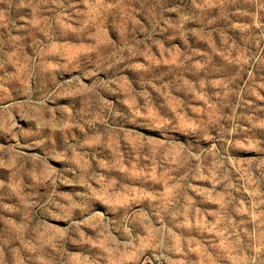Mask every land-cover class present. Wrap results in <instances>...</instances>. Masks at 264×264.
<instances>
[{"label": "rangeland", "instance_id": "374dc122", "mask_svg": "<svg viewBox=\"0 0 264 264\" xmlns=\"http://www.w3.org/2000/svg\"><path fill=\"white\" fill-rule=\"evenodd\" d=\"M0 264H264V0H0Z\"/></svg>", "mask_w": 264, "mask_h": 264}]
</instances>
